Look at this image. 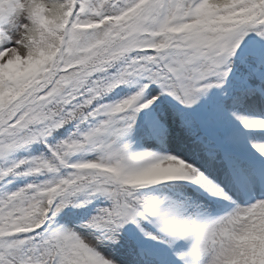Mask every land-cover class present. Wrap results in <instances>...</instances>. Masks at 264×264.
I'll return each mask as SVG.
<instances>
[{
  "label": "snow or ice",
  "instance_id": "6c2138e0",
  "mask_svg": "<svg viewBox=\"0 0 264 264\" xmlns=\"http://www.w3.org/2000/svg\"><path fill=\"white\" fill-rule=\"evenodd\" d=\"M0 264H264V0H0Z\"/></svg>",
  "mask_w": 264,
  "mask_h": 264
}]
</instances>
